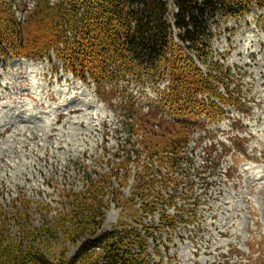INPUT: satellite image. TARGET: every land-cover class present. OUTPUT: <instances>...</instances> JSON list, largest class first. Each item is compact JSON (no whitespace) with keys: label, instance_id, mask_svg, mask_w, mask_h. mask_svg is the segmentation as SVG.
<instances>
[{"label":"rangeland","instance_id":"1","mask_svg":"<svg viewBox=\"0 0 264 264\" xmlns=\"http://www.w3.org/2000/svg\"><path fill=\"white\" fill-rule=\"evenodd\" d=\"M168 7L174 12L172 0ZM167 19L172 22L170 16ZM212 30L211 51L203 60L177 37L176 41L203 72L214 59L224 67H233L227 79L232 80L230 89L239 85L252 108L249 116L242 117L233 108L224 107L226 116L213 127L220 130L210 139L223 141L220 146L226 148L236 132L246 142H237L236 152L223 157L212 173L201 168L205 161L202 148L208 142L193 151L196 167L188 171L190 175L183 171L177 176L168 170L167 174L179 179L180 188L194 181L195 195L180 194L179 210L168 209L170 214L178 211L187 218L196 212L192 223L180 222L174 231L159 223L163 207L155 197L163 188L161 181L149 193L154 206L151 213L138 195H132L133 185L142 183L143 171L152 169L145 177L151 179L157 170L158 162L151 167L145 148L154 140L157 144L155 135L168 132L159 127L168 123L145 116L149 124L143 120V129L135 133L136 143H128L116 103L127 102L132 94V100L142 104L148 94L156 95L155 84L146 82L141 88L130 79L111 81L105 87L111 96L106 103L94 94L92 84L75 80L54 61L51 65L0 58V227L12 234L24 226V216L27 226L37 227L44 222V215L50 220L62 210L66 196L86 192L93 181L92 191L101 193L102 189L103 200L109 204L103 211L104 230L121 221L160 232L155 239L147 237L151 260L161 259L163 264H264V179L258 180L255 170L259 166L264 174V10L252 8L243 19L212 23ZM232 117L242 121L243 129L231 130ZM111 190L121 196L113 198ZM194 199L197 210L190 211Z\"/></svg>","mask_w":264,"mask_h":264},{"label":"trees","instance_id":"2","mask_svg":"<svg viewBox=\"0 0 264 264\" xmlns=\"http://www.w3.org/2000/svg\"><path fill=\"white\" fill-rule=\"evenodd\" d=\"M34 1V9L19 24L0 0V58L46 60L52 65V55L48 54L52 51L64 73L92 84L94 94L106 103L111 96L105 87L111 81L132 78L143 88L146 82L155 83L165 73L170 79V92L164 100L179 109L181 103L186 115L191 109L197 113L213 111L211 117L221 113L215 104L205 106L198 99L197 96L205 93L247 112L243 106L248 103L241 100L239 85L225 98L213 84L223 82L232 68L224 70L217 60L209 65L217 73L204 75L192 58L182 52L175 38L186 43V48L203 60L210 53L209 43L215 36L212 23L243 18L252 7L264 10V0H172L174 12H169L168 0H58L52 5L48 0ZM132 99L130 96L127 102L116 103L118 112L122 113L121 127L128 143L131 136L143 129L145 120L141 107ZM187 134L188 127L183 124L155 135L157 144L154 140L145 148L148 158L157 157L176 170ZM150 172L149 168L143 171L144 179L140 177L142 183L133 185L132 195H138L147 205L146 210L152 212L153 202L148 197L156 188L153 186L156 175L153 173L151 179H145ZM171 181L167 174L163 176L160 184L163 188L155 198L166 205L160 222L174 229L177 221L185 222V219L166 210L176 204L179 193L178 183L170 185ZM92 185L90 181L86 192L66 196L62 210L50 220L44 215V222L37 227L26 225L27 216L23 217L24 226L12 234L0 227V264H149L143 256L144 242L137 241L139 251L136 252L130 239V235L138 234L136 228L121 221L109 230L102 228L103 211L109 209V204L103 200L102 189L101 193L92 191ZM110 193L113 198L121 196L117 190ZM142 228L150 234L149 228L144 225Z\"/></svg>","mask_w":264,"mask_h":264},{"label":"built area","instance_id":"3","mask_svg":"<svg viewBox=\"0 0 264 264\" xmlns=\"http://www.w3.org/2000/svg\"><path fill=\"white\" fill-rule=\"evenodd\" d=\"M18 4H20L21 2H23L24 4V7H23V11H20L18 9V7L16 5H12L13 6V10L15 11V14H16V18L19 20V21H22L23 18H24V13L25 12H28L31 10L32 8V4H33V1L32 0H15ZM52 2L50 3H53L54 0H51ZM21 6V5H20Z\"/></svg>","mask_w":264,"mask_h":264},{"label":"bare ground","instance_id":"4","mask_svg":"<svg viewBox=\"0 0 264 264\" xmlns=\"http://www.w3.org/2000/svg\"><path fill=\"white\" fill-rule=\"evenodd\" d=\"M87 14V13H86ZM85 14V15H86ZM49 133V132H48ZM2 136V135H1ZM254 165H251V167H253ZM258 166V165H257ZM255 170H257V175H258V180H263L264 179V174L262 173L263 172V170L262 169H260V167L258 166V168L257 169H255Z\"/></svg>","mask_w":264,"mask_h":264}]
</instances>
